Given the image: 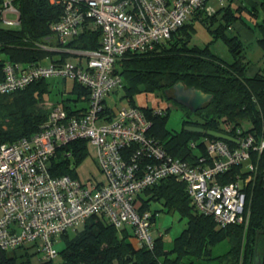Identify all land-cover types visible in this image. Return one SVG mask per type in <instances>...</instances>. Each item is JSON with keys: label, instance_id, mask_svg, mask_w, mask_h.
Instances as JSON below:
<instances>
[{"label": "trees", "instance_id": "1", "mask_svg": "<svg viewBox=\"0 0 264 264\" xmlns=\"http://www.w3.org/2000/svg\"><path fill=\"white\" fill-rule=\"evenodd\" d=\"M2 2L0 0V7ZM13 3L19 11V22L12 26L0 24V80L4 77L6 61L23 67L61 64L76 50L96 49L101 44V29L92 18H85L80 31L73 37L63 43L56 41L51 48L42 47L41 43L52 44L51 24L60 18L62 6L50 0H13ZM204 4L194 10L191 19H200L212 33V40L223 39L231 53L230 60L216 54L209 42L190 44L194 26L187 19L171 32L169 38L157 42L151 49L125 51L116 60L114 68L122 77L121 85L128 105L138 107L149 121L147 134L168 153L191 164L198 162L200 157L207 158L204 141L212 136L187 130L184 125H200L204 129L235 134L237 125H253V128L244 126V131L256 128L260 109L264 108V66L258 67L253 74L247 73L244 44L237 34L229 31L239 20L250 30L257 28L260 32L257 43L264 51V0H257L258 5L254 7L245 6L251 21L241 15L240 6L231 8L226 4L208 12ZM65 79L62 77L64 82ZM72 80L68 92L73 95L56 100L60 103L51 102L48 107L44 103L50 98L51 89L46 78L33 80L21 89L0 92V139L12 142L36 133L54 105L59 104L68 115L82 112L88 104L90 90L85 84ZM177 81L198 87L210 93L211 98L196 111H191L172 98L173 84ZM141 92L155 93L182 106V126L166 128L164 120L168 106L138 104L135 94ZM78 101L85 103L76 105ZM158 107L164 109L159 112ZM105 111L108 117L114 114V109L109 106ZM190 141H194V146ZM226 141L230 146L234 145ZM65 149L70 151L69 155L64 153ZM129 150L124 151L127 159H130ZM88 153L86 140L82 138L60 145L50 158L48 170L55 176L76 177V167ZM253 157L256 158L254 152ZM137 158L141 159V169L156 161L155 157L142 152ZM256 159V173L245 188L249 207L246 223L222 225L211 215L200 212L191 201L185 182L169 175L140 190L137 200L140 211L151 212V221L157 211L150 208L151 199L161 201L167 210H178L186 219L171 247L164 248L161 234L153 236L152 246L138 239L134 244L129 239L135 235L133 228L116 227L104 215L94 213L81 223V228H77L78 224L57 235L55 242L60 239L64 242L62 247L56 248V255L60 256L58 264H252L254 254L258 255L260 264H264V150ZM245 171L242 166H233L220 176V180L230 181L234 176H243ZM9 249L12 251L0 249V264H56L53 261L56 255L45 259L32 245Z\"/></svg>", "mask_w": 264, "mask_h": 264}, {"label": "built area", "instance_id": "2", "mask_svg": "<svg viewBox=\"0 0 264 264\" xmlns=\"http://www.w3.org/2000/svg\"><path fill=\"white\" fill-rule=\"evenodd\" d=\"M50 2L60 4L63 11L51 24L55 41H67L80 31L85 18H92L101 29V44L96 49L76 50L75 62L25 67L11 61L4 63L2 93L21 89L39 78L60 76L85 84L90 98L78 114L68 115L60 105L52 106L46 122L31 136L12 142L0 139V249L32 245L43 258H53L57 235L94 213L104 215L116 227L130 226L141 243L152 246L151 212L138 209L137 194L169 175L185 182V189L200 212L222 225L246 223L249 207L245 188L256 173V158L264 150V108L260 109L256 128L244 131V126H235V134L231 135L237 142L230 141L233 146L221 138L205 139L208 156L200 157L195 164L171 155L154 142L146 131L149 121L138 107H119L111 117L105 111L106 96L122 83L121 75L114 71L116 60L127 50L151 49L169 38L205 0ZM18 22L19 11L13 0H3L0 23L12 26ZM156 109L160 112L164 108ZM79 138L86 140L87 147H96L101 179L55 176L48 170L56 148ZM194 144L190 141L191 146ZM125 150H129L130 159L125 158ZM141 152L156 161L141 169V159L137 158ZM64 153L69 155L70 151L65 149ZM233 166H242L244 175L221 181L220 176Z\"/></svg>", "mask_w": 264, "mask_h": 264}, {"label": "rangeland", "instance_id": "3", "mask_svg": "<svg viewBox=\"0 0 264 264\" xmlns=\"http://www.w3.org/2000/svg\"><path fill=\"white\" fill-rule=\"evenodd\" d=\"M229 4L231 8H235L237 6L241 8V15L245 20L251 21L247 18L249 12L245 8L257 6V0H205L204 8L208 12H212L214 9L221 5ZM259 15L261 14L260 8H258ZM9 17H15L13 13H8ZM190 22L193 24L194 29H192V33L189 37L190 44H198L203 45L206 42H209L210 48L218 54L220 57L230 60L231 53L228 50L227 45L223 41L222 38L213 39L212 33L208 30L207 26L202 24L200 19H191ZM3 25L2 23H0ZM214 25H212L213 27ZM234 34H237L244 44L246 60L248 62L249 70L252 68H258L264 66V51L257 43V37L260 35V32L257 28L250 30L243 22L240 20L235 22L231 29L229 30ZM52 44H56V41L53 37H51ZM78 55L75 53L69 54L65 59L66 61H76ZM47 81L50 84V98L45 101L44 105L48 107L51 102H56L62 97L73 95L71 92H68V89L72 85V78L68 77L65 79V82L62 80L60 76H48L46 77ZM107 103L110 107H113L114 110L117 108L128 105V100L124 96V88L122 85L117 86L113 89L110 94L106 98ZM135 101L140 103L141 105H149V106H157L163 105L164 107L168 106V114L164 120V126L168 129H178L182 126V118H183V107L177 103L172 102L171 100H166L160 97L155 93H137L135 94ZM50 102V103H49ZM60 103V102H56ZM85 102L78 101L76 105H82ZM59 105V104H58ZM244 126H249V123H244ZM91 158V157H90ZM87 161V160H85ZM79 166V165H78ZM77 166V167H78ZM76 167V170H77ZM81 178V177H80ZM82 179V178H81ZM144 195V193H143ZM149 206L153 210L156 211V215L154 220L151 221L150 227L153 236H157L161 234L163 239L164 248H169L172 245L173 238L184 228L186 219L183 215L180 214L178 210H167V207L158 200H150ZM83 224H79L77 228H81ZM131 228V227H129ZM69 231H72L69 230ZM74 231V230H73ZM59 239V238H58ZM129 239L137 244V238L135 235H131ZM63 240L60 239L54 243L56 248H60L63 246ZM11 249H7L10 251ZM12 251V250H11ZM54 263L58 264L60 261L59 254L54 258Z\"/></svg>", "mask_w": 264, "mask_h": 264}, {"label": "water", "instance_id": "4", "mask_svg": "<svg viewBox=\"0 0 264 264\" xmlns=\"http://www.w3.org/2000/svg\"><path fill=\"white\" fill-rule=\"evenodd\" d=\"M172 98L189 108L191 111H196L205 102L211 98V94L201 90L195 86H186L182 81H177L173 84V95ZM184 128L195 132H204L212 137L221 138L228 141L237 142V140L229 133L216 130V129H204L200 125L186 124ZM256 246V245H255ZM252 264H260V259L257 254H254Z\"/></svg>", "mask_w": 264, "mask_h": 264}, {"label": "crops", "instance_id": "5", "mask_svg": "<svg viewBox=\"0 0 264 264\" xmlns=\"http://www.w3.org/2000/svg\"><path fill=\"white\" fill-rule=\"evenodd\" d=\"M256 69L257 68H254V69L252 68L251 70H249V67H248L247 73L253 74ZM107 96H106V98H107ZM106 98H105V104L108 105ZM138 104H140V103H138ZM111 108L113 109V107H111ZM115 111L116 110H114V112ZM88 151H89L88 155L82 160V162L77 167V170H76L77 176L79 178L81 177L82 178V179L80 178L81 180H86L89 176H93L95 178L101 179L102 174L98 168V165L96 162V156H95L96 147L93 145H88ZM85 160H87V161H85Z\"/></svg>", "mask_w": 264, "mask_h": 264}]
</instances>
